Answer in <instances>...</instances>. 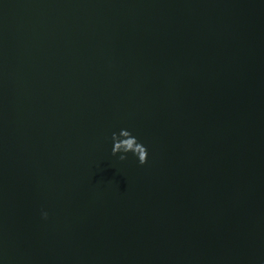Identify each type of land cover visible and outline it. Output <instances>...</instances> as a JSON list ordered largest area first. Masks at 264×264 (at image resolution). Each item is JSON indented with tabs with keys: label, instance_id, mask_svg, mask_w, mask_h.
Returning a JSON list of instances; mask_svg holds the SVG:
<instances>
[{
	"label": "water",
	"instance_id": "1",
	"mask_svg": "<svg viewBox=\"0 0 264 264\" xmlns=\"http://www.w3.org/2000/svg\"><path fill=\"white\" fill-rule=\"evenodd\" d=\"M0 264H264V0H0Z\"/></svg>",
	"mask_w": 264,
	"mask_h": 264
},
{
	"label": "clouds",
	"instance_id": "2",
	"mask_svg": "<svg viewBox=\"0 0 264 264\" xmlns=\"http://www.w3.org/2000/svg\"><path fill=\"white\" fill-rule=\"evenodd\" d=\"M112 146L111 153L115 155L116 153H121L119 156L120 160H123L125 157L123 153L132 150L134 155L137 157V161L139 164H144L147 159V149L146 147L137 142L136 137L131 135L129 130L125 128H121L119 130V135L115 132L112 133ZM43 219H46L48 216L47 211L42 210L40 213Z\"/></svg>",
	"mask_w": 264,
	"mask_h": 264
}]
</instances>
